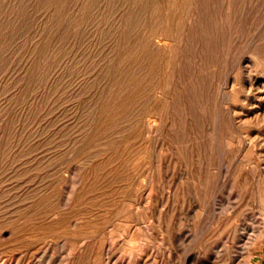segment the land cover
<instances>
[{
	"label": "rangeland",
	"instance_id": "374dc122",
	"mask_svg": "<svg viewBox=\"0 0 264 264\" xmlns=\"http://www.w3.org/2000/svg\"><path fill=\"white\" fill-rule=\"evenodd\" d=\"M55 1L0 0V264H264V0L227 55V0Z\"/></svg>",
	"mask_w": 264,
	"mask_h": 264
},
{
	"label": "bare ground",
	"instance_id": "6f19581e",
	"mask_svg": "<svg viewBox=\"0 0 264 264\" xmlns=\"http://www.w3.org/2000/svg\"><path fill=\"white\" fill-rule=\"evenodd\" d=\"M51 1H53V0H51ZM57 1V0H56ZM55 1V2H56ZM81 1V0H80ZM127 1V0H126ZM134 1V0H133ZM145 1V0H144ZM159 1V2H158ZM158 1H154V2H158L159 4L158 5H150V6H148L147 7V10H149V9H156V11H159V10H161L162 9V7H163V2L165 1V0H158ZM179 1V0H178ZM184 1V0H183ZM202 1V0H201ZM205 1V0H204ZM251 1H253V0H227V7L229 8V12L226 14V20H225V24H224V22H223V24L225 25V27H226V29H225V32L224 33H226L225 34V36H224V45H225V47H226V55L228 54V50H229V47L231 46V44L233 43V41L235 40V38H236V34L240 31V29H243V27H244V23H245V20L247 19V18H249V17H251V14H252V9L254 10V6H256L257 5V3H255L254 5L252 4L253 2H251ZM258 1H260V0H256V2H258ZM59 2V1H58ZM63 2H64V0H63ZM142 2V1H141ZM171 2H173V1H171ZM175 2V1H174ZM185 2V1H184ZM255 2V1H254ZM62 3V2H61ZM83 3V2H82ZM89 3V2H88ZM87 3V4H88ZM145 3V2H144ZM181 3V2H180ZM205 3V2H204ZM238 4V5H236V6H238V9H237V11H231L232 10V8H236V7H234V4ZM63 4V3H62ZM66 4V3H65ZM90 4V3H89ZM143 4V3H142ZM177 4V3H176ZM194 4H195V2H194ZM217 4V3H216ZM222 4V3H221ZM220 4V5H221ZM263 4V3H262ZM141 5V4H140ZM173 5V4H172ZM213 5V4H212ZM211 5V6H212ZM56 6V5H55ZM58 6V5H57ZM63 6V5H62ZM107 6V5H106ZM198 6V5H197ZM210 6V5H209ZM211 6H210V8H211ZM84 7V6H83ZM175 7V6H174ZM179 7V6H178ZM264 7V6H263ZM53 8H55V7H53ZM189 8V7H188ZM209 8V7H208ZM214 8V7H213ZM212 8V9H213ZM260 8H261V6H260ZM80 9H82V8H80ZM85 9V8H84ZM138 9V8H137ZM144 9V8H143ZM177 9V8H176ZM186 9V8H185ZM200 9H201V7H200ZM218 9V8H217ZM220 9V8H219ZM225 9V8H224ZM174 10V9H173ZM181 10V9H180ZM239 10V11H238ZM263 10V9H262ZM82 10H80V12H81ZM195 11H197V10H195ZM202 11V10H201ZM203 11H204V8H203ZM212 11V10H211ZM225 11V10H224ZM139 12V11H138ZM151 12H152V10H151ZM153 12H154V10H153ZM177 12V11H176ZM204 12H206V11H204ZM208 12V11H207ZM56 13V12H55ZM145 13V12H144ZM193 13V12H192ZM197 13V12H196ZM51 14V13H50ZM59 14V13H58ZM81 14V13H80ZM141 14V13H140ZM148 14V13H147ZM179 14V13H178ZM186 14V13H185ZM194 14V13H193ZM203 14V13H202ZM205 14V13H204ZM209 14V13H208ZM256 14V13H255ZM254 14V15H255ZM129 15V14H128ZM158 15V14H157ZM157 15H156V17H157ZM162 15H165V14H162ZM197 15V14H196ZM199 15H200V13H199ZM213 15H214V12H213ZM219 15H220V12H219ZM224 15V14H223ZM256 15H259V14H256ZM166 16V15H165ZM187 16V15H186ZM202 16H204V15H202ZM172 17V16H171ZM188 17H189V15H188ZM215 17V16H214ZM263 17V16H262ZM137 18H139V16L137 17ZM136 18V19H137ZM194 18H195V16H194ZM201 18V17H200ZM221 18V17H220ZM256 18H257V16H256ZM52 19V18H51ZM132 19H133V17H132ZM147 18H146V14H145V19L142 21L143 23H141V28H139L141 31H142V29L144 28V27H146L147 25H148V23L149 22H147V20H146ZM173 19V18H172ZM191 19H192V17H191ZM263 19V18H262ZM262 19H260L259 18V20L261 21ZM55 20V19H54ZM58 20V19H57ZM142 20V19H141ZM154 20V19H153ZM157 20V19H156ZM160 20V19H159ZM158 20V21H159ZM163 20V19H162ZM174 20V19H173ZM216 20V19H215ZM221 20V19H220ZM151 21V20H150ZM186 21V20H185ZM189 21V20H188ZM205 21V20H204ZM208 21H210V20H208ZM172 22V21H171ZM170 22V23H171ZM190 22V21H189ZM207 22V21H206ZM259 22V21H258ZM264 22V21H263ZM75 23V22H74ZM78 24H80L79 22H77ZM134 23V22H133ZM169 23V24H170ZM187 23V22H186ZM197 23V22H196ZM219 23V22H218ZM121 24V23H120ZM124 24V23H123ZM202 24V23H201ZM204 25L206 24V23H203ZM257 24V23H256ZM156 25V24H155ZM187 25H189V24H187ZM192 26V25H191ZM201 26V25H200ZM203 26V25H202ZM201 26V27H202ZM206 26V25H205ZM222 26V25H221ZM250 26V25H249ZM187 27V26H186ZM164 28V27H163ZM208 28V27H207ZM207 28H205V29H207ZM210 28H211V26H210ZM171 29V28H170ZM195 29H197V28H195ZM195 29H193V31L195 30ZM212 29H213V27H212ZM245 29V28H244ZM198 30V29H197ZM203 30V29H202ZM201 30V31H202ZM215 30V29H214ZM151 31V30H150ZM207 31V30H206ZM251 31V30H250ZM184 32V31H183ZM192 32V31H191ZM222 32V31H221ZM241 32V31H240ZM248 32V31H247ZM130 33H132V32H130ZM137 33V32H136ZM208 33V32H207ZM218 33V32H217ZM165 34V33H164ZM255 34V33H254ZM126 35H128V33L126 34ZM135 35V33L132 35V36H134ZM188 35H189V33H188ZM203 35H204V33H203ZM206 35V34H205ZM212 35V34H211ZM220 35V34H219ZM222 36H223V34H221ZM246 35V34H245ZM248 35V34H247ZM165 36H167V35H165ZM191 36H192V34H191ZM215 36V35H214ZM126 37V36H125ZM142 37V36H141ZM143 37H146V42L148 41V42H152V43H155V44H157V45H163V43H162V40H161V37H160V35H157V34H153V33H150V34H146L145 36H143ZM200 37V36H199ZM123 38V37H122ZM187 38V37H186ZM198 38V37H197ZM204 38V37H203ZM135 39V38H134ZM163 39V38H162ZM212 39V38H211ZM252 38H250V40H251ZM141 40V39H140ZM204 40V39H203ZM137 41V40H136ZM136 41H135V43H136ZM181 41V40H180ZM187 41V40H186ZM206 41V40H205ZM218 41V40H217ZM141 42V41H140ZM170 42V41H169ZM174 42H175V40H174ZM211 42V41H210ZM134 43V44H135ZM177 43V42H176ZM196 43V42H195ZM215 43V42H214ZM219 43V42H218ZM127 44V43H126ZM189 44V43H188ZM201 44V43H200ZM222 44V43H221ZM185 45H186V43H185ZM209 45V44H208ZM211 45H212V43H211ZM125 46V45H124ZM169 46V45H168ZM176 46V45H175ZM187 46V45H186ZM193 47L192 48H194V45H192ZM198 46V45H197ZM204 46V45H203ZM136 47V46H135ZM172 46L170 45V48H171ZM173 47H174V45H173ZM172 47V48H173ZM178 47H180V46H178ZM145 48H147V47H145ZM153 48V47H152ZM156 48V47H155ZM181 48V47H180ZM200 47H198V49H199ZM203 48V47H202ZM210 48V47H209ZM217 48V47H216ZM140 49V48H139ZM158 49H161V48H158ZM165 49H166V47H165ZM167 49H169L168 47H167ZM175 49V48H174ZM207 49V48H206ZM143 50V49H142ZM141 50V54H143L142 51ZM151 50V49H150ZM163 50V49H162ZM201 50V49H200ZM203 50V49H202ZM251 50V49H250ZM147 51V50H146ZM174 51H176V50H174ZM182 51V50H181ZM209 51V50H208ZM120 52V51H119ZM139 52V51H138ZM180 52V51H179ZM183 52V51H182ZM191 52V51H190ZM210 52V51H209ZM234 52V51H233ZM238 52V51H237ZM150 53V52H149ZM152 53V52H151ZM150 53V54H151ZM252 53V52H251ZM163 54V53H162ZM234 54V53H233ZM117 55V54H116ZM115 55V56H116ZM159 55V54H158ZM174 55V54H173ZM181 55V54H180ZM184 55V54H183ZM188 55V54H187ZM186 55V56H187ZM224 55H225V53H224ZM251 55V54H250ZM253 55H255V54H253ZM252 55V56H253ZM141 56H143V55H141ZM155 56V55H154ZM229 56V55H228ZM182 57V56H181ZM214 57V56H213ZM254 57V56H253ZM252 57V58H253ZM136 58V57H135ZM138 58H139V56H138ZM144 58V57H143ZM214 58H216V57H214ZM225 58V57H224ZM116 59V58H115ZM145 59V58H144ZM152 59V58H151ZM219 59V58H218ZM118 60H119V58H118ZM129 60V59H128ZM220 60V59H219ZM130 61V60H129ZM147 61V60H146ZM200 61V60H199ZM211 61V60H210ZM259 61V60H258ZM144 62H145V60H144ZM143 62V63H144ZM148 62V61H147ZM151 62V61H150ZM257 62V61H256ZM260 62V61H259ZM141 63V62H140ZM261 63V62H260ZM111 64V63H110ZM121 64V63H120ZM200 64V63H199ZM259 64V63H258ZM145 65V64H144ZM147 65V64H146ZM152 65V64H151ZM111 66V65H110ZM123 66V65H122ZM128 66V65H127ZM141 65H139L138 67H140ZM142 67V66H141ZM140 67V68H141ZM123 69V68H122ZM133 69H135V68H133ZM145 69H146V66H145ZM144 69V70H145ZM148 69V68H147ZM114 71V70H113ZM126 71V70H125ZM132 71V70H131ZM136 71V70H135ZM135 71H133V72H135ZM142 71V70H141ZM123 72V71H122ZM129 72V71H128ZM144 72V71H143ZM142 72V73H143ZM132 73V72H131ZM130 73V74H131ZM130 74H129V76H130ZM127 75V74H126ZM134 75V74H133ZM125 76V75H124ZM125 78V77H124ZM126 79V78H125ZM127 79H128V77H127ZM131 79V78H130ZM126 84V83H125ZM129 84V83H128ZM194 84V83H193ZM130 85V84H129ZM191 86V85H190ZM200 86V85H199ZM217 86V85H216ZM112 88V87H111ZM195 88V87H194ZM221 88V87H220ZM197 90H198V88H197ZM219 87H218V92H219ZM222 90V89H221ZM216 91H217V88H216V90H215V95H216ZM221 92V91H220ZM210 93V92H209ZM214 95V96H215ZM217 95H219V93L217 94ZM220 96V95H219ZM208 97V96H207ZM220 98V97H219ZM224 97H222L221 99H223ZM128 99V98H127ZM114 102V101H113ZM212 103H213V101H212ZM220 103V102H219ZM129 105V104H128ZM127 105V106H128ZM214 105V104H213ZM221 105H222V102H221ZM105 106H106V104H105ZM108 106V105H107ZM216 107V106H215ZM126 109V108H125ZM214 110V109H213ZM215 114V113H214ZM220 114V113H219ZM210 116V115H209ZM145 119V118H144ZM211 119H213V118H211ZM215 119V118H214ZM213 119V120H214ZM148 121V120H147ZM218 121V120H217ZM219 122V121H218ZM215 123L216 122H212V125H213V127L215 126ZM220 125V124H219ZM208 127V126H207ZM215 133V132H214ZM214 135H216V134H214ZM211 136V135H210ZM214 139V138H213ZM210 142V141H209ZM211 143H212V141H211ZM219 143V142H218ZM211 146V145H210ZM223 147V146H222ZM211 148V147H210ZM213 148V147H212ZM218 149V148H217ZM212 150V149H211ZM220 150V149H219ZM209 151V150H208ZM212 152V151H211ZM215 152V151H214ZM210 153V152H209ZM218 153H219V151H218ZM210 159V158H209ZM206 162V161H205ZM204 164H206V163H204ZM208 166V165H207ZM211 166V165H210ZM212 168V167H211ZM250 168V167H249ZM222 169V168H221ZM209 171V170H208ZM222 176V175H221ZM207 177V176H206ZM225 177V176H224ZM261 178V177H260ZM215 179V178H214ZM205 181V180H204ZM206 186V185H205ZM236 190V189H235ZM252 194H253V197L254 198H256L259 202H264V180H262V179H258V180H256V181H254V184H253V186H252ZM214 195V194H213ZM229 198V197H228ZM215 200V199H214ZM244 229L247 231V236H246V243H245V245L246 246H251L252 244H254L255 243V240L257 239L256 238V235H255V232H256V228L254 227V226H244ZM138 259V258H137ZM106 262V261H105ZM108 264V263H107Z\"/></svg>",
	"mask_w": 264,
	"mask_h": 264
}]
</instances>
